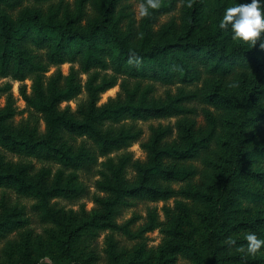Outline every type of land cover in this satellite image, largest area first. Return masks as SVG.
<instances>
[{
    "label": "trees",
    "instance_id": "16d2710c",
    "mask_svg": "<svg viewBox=\"0 0 264 264\" xmlns=\"http://www.w3.org/2000/svg\"><path fill=\"white\" fill-rule=\"evenodd\" d=\"M26 1L45 4L54 0H0V77H11L24 81L36 75L35 100L33 106L47 115L50 135L36 139L31 134L22 136L5 126L0 117V146L14 154L55 162L65 170H90L102 162L98 171L100 179L95 181L98 191L113 195V200L97 201L104 206L103 212L95 213L93 220L84 222L78 229L66 227L60 254L53 257L51 264H81L76 255V236L79 229L94 225L103 229L121 232L130 239L137 237L130 230L134 220L120 226L112 221V206L124 197L138 198L151 202L166 201L182 196L203 206L198 212V241H168L159 256L158 264H174L177 255H185L193 264H262L263 260L251 259L241 246L247 247L246 233L255 231L264 238V169L258 162L264 159V139L249 136L250 127L264 125V77L247 78L236 76L239 92L223 89L220 83L238 70H253L264 74V48L256 44L233 40L228 29L214 28L204 35L198 31L199 13L205 0L196 2L186 11L187 19L183 29L155 32L160 17L174 11V0H157V7H149L147 15L142 14L140 31L134 30L135 19L131 14H121L116 19L112 12L117 0H97L99 16L83 25L84 6L90 0H76V13H64L51 6L46 15L41 8L25 7L13 17ZM129 1V0H127ZM140 4L147 0H139ZM200 2V3H199ZM224 8V4L221 5ZM129 7H124L123 10ZM122 18H128L124 27ZM28 41L36 49L46 50V62H39V55L25 48ZM79 63L83 73H92L87 81L90 110L84 119L77 120L67 112H60L58 104L70 101L83 89L72 71L66 79L65 87L58 90V76L53 86V96L47 99L41 75L48 65ZM104 72V74H103ZM122 95L102 108L96 107L99 96L116 87L120 78ZM207 77L203 87L187 91L179 88L175 95L168 94L166 101L151 97L155 84L164 86H193ZM130 80L137 81L130 87ZM128 81V82H127ZM146 83V84H145ZM10 85L1 91H8ZM199 103L216 108L223 113L222 133L217 137L216 149L205 159L206 169L200 173L195 167L168 165L165 158L192 160L209 148L207 138L196 137L193 129L182 125L185 140L179 147L161 144V138L170 131L155 130L150 141L144 144L148 151V163H137L138 178L129 184L123 178L126 162L116 164L110 155L132 142L137 141L140 132H120L113 135L100 127L101 121L119 122L123 118L135 121L171 118L189 113L186 104ZM207 118L212 115L206 110ZM59 129L67 133L85 136L97 147L98 154L84 151L74 152L65 144H56ZM28 167L11 170L3 166L0 157V188L13 190L23 197L34 198L35 211L42 214L43 221H57L55 212L49 207V200L62 197L67 200L81 198L85 186L78 184V174L64 180L65 171L59 170L53 186L45 187L36 179H31ZM201 175V187L175 190L163 186L161 182L185 181ZM245 202L251 203L246 208ZM101 219V222H97ZM182 218L175 217L169 234L173 238L183 236ZM23 221H4L12 229ZM149 229L153 230L151 225ZM3 235L0 234V238ZM232 241H235L233 243ZM264 248V247H262ZM111 264H137L124 261L121 256L110 251Z\"/></svg>",
    "mask_w": 264,
    "mask_h": 264
},
{
    "label": "rangeland",
    "instance_id": "374dc122",
    "mask_svg": "<svg viewBox=\"0 0 264 264\" xmlns=\"http://www.w3.org/2000/svg\"><path fill=\"white\" fill-rule=\"evenodd\" d=\"M97 0H90L84 6L83 25L99 16ZM175 9L171 13L160 17L155 32H163L169 27L171 29H183L187 19L186 11L196 2V0H174ZM238 0H205L203 7L199 13L198 31L196 35H204L208 30L214 28L220 15L224 13L226 7L237 3ZM200 3V2H199ZM224 4V8L221 5ZM59 8L63 13L69 11L75 14L76 0H54L50 3L35 4L26 1L17 12L12 13L13 17L20 14L25 7L41 8L44 15L48 9ZM129 7L123 10L124 7ZM131 14V18L135 19L134 30L139 33L140 24L142 22L141 4L139 0H117L112 15L118 18L119 15ZM221 16V18H222ZM123 26L128 23V18H122ZM25 48L32 50L34 54L39 55V62L47 64L46 50L36 49L28 41L22 43ZM74 71L77 73L79 82L83 85L82 91L70 101H62L58 104L60 112H67L74 116L77 120H83L86 113L90 110L89 94L86 90V84L92 73H83L79 63H65L63 65H48V69L41 75L43 89L47 99L53 96V86L56 79L61 75L58 82V90L65 87L66 79ZM104 74V72H103ZM238 74H242L247 78L264 77V74L253 70H238L232 75L224 78L220 83L223 89H227L234 93H238L240 88L235 79ZM207 77H203L202 82L193 86L170 85L164 86L155 84V92L151 97L157 101H166L167 95H175L179 88H185L187 91L198 90L203 87ZM36 75L28 76L24 81L14 80L11 77L1 78L0 87L10 85L8 91L0 92V117L5 126L14 132L20 133L22 136L31 134L36 139H45L50 135V128L47 115L36 109L32 102L35 100V83ZM125 78L121 77L119 83L113 89L103 93L96 101V107L102 108L111 101L121 97V84ZM128 82V81H127ZM130 87H134L137 81L130 80ZM146 84V83H145ZM264 109V102L260 104ZM190 109L189 113L180 116L162 119H152L149 121H135L130 118H123L119 122L101 121L100 127L104 131H110L113 135L120 132L131 131L133 133L140 132L137 141L132 142L129 146L113 152L110 157L116 161L117 165L126 162V168L123 174L124 180L129 184L137 181L138 174L136 169L137 163H148V151L144 144L150 141L155 130H169L170 133L161 138V144H169L175 146H183L182 125H186L193 129L196 137L207 138L209 148L195 159L184 161L165 158L164 162L168 165L176 164L177 166L195 167L202 173L207 167L205 159L212 156L216 149L217 137L222 133L223 113L216 108L199 103L186 104ZM206 110L212 115V120L207 118ZM247 134L255 136L256 140L264 139V125L262 128L250 127ZM56 144H65L71 147L74 152H88L98 154L97 147L85 136H77L59 129L57 132ZM0 157L3 166L11 170L20 169L23 166L28 168V176L43 183L45 187L53 186L59 170L65 171L64 180L72 174H78V184L85 186V194L76 200H67L62 197H54L49 200V207L56 214L57 221H43L42 214L33 209L36 200L31 197H23L16 194L13 190L0 188V264H51L53 257L60 254L59 246L65 234L66 227L78 229L84 222H89L95 218V213L103 212L104 206L97 201L113 200L111 194L100 192L95 187V181L101 177L98 171L102 169V162L107 158L101 157L98 165L90 170L84 169L79 171L65 170L62 166L55 162L44 161L34 157H26L19 154L9 152L0 146ZM264 169V159L258 164ZM163 186H170L175 190L185 188L201 187L203 185L201 175L194 179H186L185 181L160 182ZM246 208L251 203L245 202ZM113 212L110 218L116 224L122 226L130 220L134 223L130 226V230L137 234V237L130 239L121 232L103 229L94 225L82 227L76 233V255L79 257L81 264H111L110 251H114L116 255L122 257L124 261H132L137 264H158L159 256L163 248L167 247L168 241L177 242H197L198 232L196 231L199 221L198 212L203 206L191 199L182 196L173 197L166 201L151 202L148 200H140L138 198L124 197L120 203L112 206ZM175 217L182 218L181 228L183 236L173 238L169 231L172 228V221ZM20 220L23 223L14 226L12 229L7 228L3 223L6 220ZM101 222V219H97ZM153 225L154 229L149 227ZM244 247L243 252L250 258L263 260L264 264V248L257 253L249 254ZM233 264H237L232 261ZM174 264H193L185 255L178 254L177 261Z\"/></svg>",
    "mask_w": 264,
    "mask_h": 264
},
{
    "label": "clouds",
    "instance_id": "9594fccd",
    "mask_svg": "<svg viewBox=\"0 0 264 264\" xmlns=\"http://www.w3.org/2000/svg\"><path fill=\"white\" fill-rule=\"evenodd\" d=\"M157 0H147L141 4V12L147 15L149 7H157ZM221 29H228L233 40L250 42L264 48V0H238L225 8L222 18L219 20ZM247 248L249 254L257 253L264 247V238L257 232L246 233ZM235 243V241H232ZM243 249V246H241Z\"/></svg>",
    "mask_w": 264,
    "mask_h": 264
}]
</instances>
